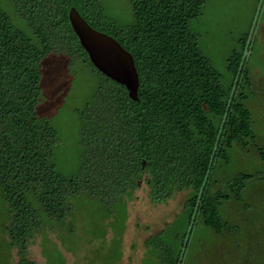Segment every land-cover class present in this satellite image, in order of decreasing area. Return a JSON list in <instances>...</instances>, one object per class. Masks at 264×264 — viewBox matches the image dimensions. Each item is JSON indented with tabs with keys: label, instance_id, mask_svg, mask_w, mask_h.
I'll return each mask as SVG.
<instances>
[{
	"label": "trees",
	"instance_id": "1",
	"mask_svg": "<svg viewBox=\"0 0 264 264\" xmlns=\"http://www.w3.org/2000/svg\"><path fill=\"white\" fill-rule=\"evenodd\" d=\"M8 1L24 27L13 23L0 4V264H36L26 255L35 234L48 224L64 226L75 209L88 203L104 210L102 219L112 217L121 226L124 197H131L142 179L152 204L190 190L175 218L145 239L142 264H178L183 247L180 264H186L199 221L212 237L233 232L219 209L230 199L243 203L253 176L238 174L225 191L212 189L213 173L217 161L229 162L235 145L246 148V140H254L247 107L252 82L246 65L217 139L249 31L227 57L231 80L224 86L191 29L207 0H128L133 20L126 25L108 15L101 0ZM72 6L93 28L131 53L139 77L138 101L92 66L70 27ZM52 54L70 57V65L80 58L100 80L94 96L98 106L91 111L87 105L79 113L82 166L78 175L69 177L52 162L57 132L37 112L43 99V63ZM104 232L105 227L97 235ZM14 249L16 262L11 259ZM120 258L115 239L104 263L116 264Z\"/></svg>",
	"mask_w": 264,
	"mask_h": 264
},
{
	"label": "rangeland",
	"instance_id": "2",
	"mask_svg": "<svg viewBox=\"0 0 264 264\" xmlns=\"http://www.w3.org/2000/svg\"><path fill=\"white\" fill-rule=\"evenodd\" d=\"M101 1L106 13L118 24L133 20L128 0ZM0 4L13 23L23 28L24 22L10 2L0 0ZM257 4L258 0H207L201 16L191 22L203 54L221 74L224 86L231 80L227 57L236 41L250 30ZM71 62L70 57L54 54L44 61L43 99L37 109L57 132L52 162L67 177L78 175L82 166L83 126L79 113L87 105L92 106L91 111L96 109L94 96L100 86L99 78L80 58L72 65ZM245 65L252 82L247 107L252 115L254 140H246V148L235 145L228 163L217 161L212 189L227 191L228 182L241 173L253 178L246 185L243 203L230 199L219 209L234 231L212 237V232L199 221L192 231L186 264H264V6L252 32ZM189 193L190 190L177 192L166 203L152 204L142 179L132 196L124 197L121 226L114 224L112 217L102 219L104 210L94 204H81L83 208L75 209L64 226H43L29 243L26 255L36 264H105V254L113 240L118 239L121 258L116 264H128L129 259L132 264H142L145 239L175 218ZM103 226L105 232L98 236ZM18 257L17 250H12L11 259L16 262Z\"/></svg>",
	"mask_w": 264,
	"mask_h": 264
},
{
	"label": "water",
	"instance_id": "3",
	"mask_svg": "<svg viewBox=\"0 0 264 264\" xmlns=\"http://www.w3.org/2000/svg\"><path fill=\"white\" fill-rule=\"evenodd\" d=\"M263 6L264 0H258L256 12L245 42L243 55L241 57L236 77L234 79L233 86L230 91L228 104L220 124L217 139L219 138V135L222 131L226 119L227 110L235 92L236 84L242 77L241 70L245 67V63L247 61V53L250 45L252 32L255 28L260 9ZM68 20L73 33L75 34L80 46L86 52L92 66L103 76L123 86L126 89L127 95L130 100L138 101L139 77L131 53L127 51L114 37L108 35L105 32L93 28L87 22V20H85L80 15L78 10L74 6L70 7L69 9ZM215 149L216 144L214 150ZM212 162L213 156L210 159V164H212ZM207 177L208 175L205 176L202 186L200 187L196 206L191 217V222L187 228L186 236L184 239V245H186L190 236V232L192 230V226L194 224V220L197 213V205L199 203L203 186ZM184 251L185 248L183 247L178 264H180V261L183 259Z\"/></svg>",
	"mask_w": 264,
	"mask_h": 264
}]
</instances>
